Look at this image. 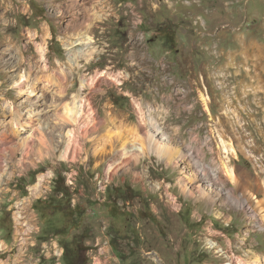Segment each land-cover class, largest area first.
Here are the masks:
<instances>
[{"label":"rangeland","instance_id":"374dc122","mask_svg":"<svg viewBox=\"0 0 264 264\" xmlns=\"http://www.w3.org/2000/svg\"><path fill=\"white\" fill-rule=\"evenodd\" d=\"M83 2L96 52L69 61L84 44L62 37L68 0H0V108L17 92L3 62L33 56L39 68L44 43L51 71L80 69L56 104L95 76L84 95L103 120L83 121L67 157L53 125L25 157L16 142L0 150V264H66L65 250L73 264H264V0ZM45 23V42L31 40ZM148 118L182 162L145 148ZM122 143L143 150L124 163ZM196 156L220 181L211 192L185 182ZM204 191L212 204L195 201Z\"/></svg>","mask_w":264,"mask_h":264},{"label":"bare ground","instance_id":"6f19581e","mask_svg":"<svg viewBox=\"0 0 264 264\" xmlns=\"http://www.w3.org/2000/svg\"><path fill=\"white\" fill-rule=\"evenodd\" d=\"M68 1L71 11L66 12L61 5L58 6L61 13L60 22L63 23L62 37L63 39H66L67 42L71 39H75L78 44L82 42L84 44L83 46L86 47V49H84L82 46L83 49H80V51H72L68 60H77L80 57L79 55L85 56L86 59H89L90 56L96 52L95 49L92 48V45L96 44L95 41L89 39V41L85 42L86 34L92 31L95 27V25L89 24V21H92L91 9L85 7L83 0ZM42 32L44 34L40 35L38 31H33L30 35L32 38L31 40L37 42L40 37L42 42H45L47 36L50 35L47 23H45ZM71 47H73V44H71ZM89 47L90 49L88 50ZM44 48V43H40L37 46L41 63L39 68L36 67V62L33 56L27 61L24 57H21L20 63L18 64H15L13 58H8L3 62V66L6 69L5 79L17 92L15 93V97L11 98L12 103L9 102L10 107L7 111L6 109L4 111L0 108V118H2V122L0 123V150L5 146L7 147L18 143L17 146L24 150L23 157H25L30 151L29 146L32 143L33 137L37 135L41 144H45L47 142L45 134L48 132L49 126L53 125L57 126L58 130L64 133L66 141L62 154L63 157H67V153L70 152L71 147H74L72 146L74 134L77 131H81V133L87 132V129L82 128L84 125L83 121H85L86 124V122L88 123V118L94 120L93 124L91 123L92 126L90 127V131L96 130L97 125L103 123L102 119L98 120L99 117L96 110L91 107L90 94L88 93L84 95V88L88 86L90 89L95 88L97 90L101 80L97 79L95 76H93L92 79L86 78L85 75L80 76V90L72 95L71 102L56 104V102L61 99V95L63 97L64 92H66L64 98L68 96V88L72 86L75 80V71L77 70L79 72L80 69L78 70L77 68H74L70 73L68 70H65L60 66V68L54 67V70L52 69L51 71L52 67L47 60L46 50ZM24 65L27 66L26 71L23 74H20L19 71ZM103 81L106 83L109 82L107 78L103 79ZM70 82L71 85L69 84ZM3 96L4 98L6 97L5 94ZM50 105H54L53 109H55V111H52V115L49 113ZM3 107L6 108L5 106ZM32 110H34L35 113H32ZM50 118L54 120L52 124L49 120ZM147 120L149 130L140 126L145 148L152 152L157 158L165 160L168 163L177 164L182 162L185 156L177 150L170 149L163 143L160 144L158 140L165 142L170 139L155 122L152 123L150 118ZM20 129L26 130V133H21ZM17 135H27V138L20 137V140H17ZM125 143H122L120 147L121 151L124 152L123 156H126L123 160L124 163L135 160L132 151L143 150V146L137 147L133 145L131 147L127 146ZM195 162L196 164H194L191 169L194 176L191 178H184L185 182L192 184L194 182L193 179H198L200 183L205 185L207 189L206 192H211L212 186L218 184L220 181L215 179V175L211 173L206 166L199 163L198 156L195 157ZM1 164L2 163H0V166ZM203 168L208 172L202 171L201 169ZM206 192H200V198H195V201H201V199H203V201L212 204L215 195L213 197ZM232 201L234 204L241 207V200L233 199ZM209 245L210 247H213L211 241L209 242ZM251 264H261V261L254 260Z\"/></svg>","mask_w":264,"mask_h":264},{"label":"trees","instance_id":"16d2710c","mask_svg":"<svg viewBox=\"0 0 264 264\" xmlns=\"http://www.w3.org/2000/svg\"><path fill=\"white\" fill-rule=\"evenodd\" d=\"M66 252H67V250H65V252H64V254H63V258H65V262H66V264H73V262L70 261V260H71L70 256H69V258H68V254H67ZM66 254H67V255H66ZM64 264H65V263H64Z\"/></svg>","mask_w":264,"mask_h":264},{"label":"built area","instance_id":"2783aa9c","mask_svg":"<svg viewBox=\"0 0 264 264\" xmlns=\"http://www.w3.org/2000/svg\"><path fill=\"white\" fill-rule=\"evenodd\" d=\"M166 2L170 1V0H164ZM175 1V0H174ZM179 1H185V0H176V2H179Z\"/></svg>","mask_w":264,"mask_h":264}]
</instances>
